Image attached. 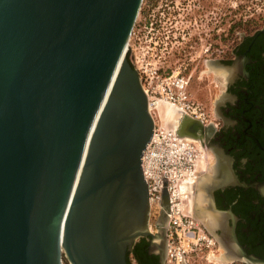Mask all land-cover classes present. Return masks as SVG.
I'll use <instances>...</instances> for the list:
<instances>
[{"label":"water","instance_id":"1","mask_svg":"<svg viewBox=\"0 0 264 264\" xmlns=\"http://www.w3.org/2000/svg\"><path fill=\"white\" fill-rule=\"evenodd\" d=\"M141 3L0 0V264H127L150 234L153 119L126 59Z\"/></svg>","mask_w":264,"mask_h":264},{"label":"flooded vegetation","instance_id":"2","mask_svg":"<svg viewBox=\"0 0 264 264\" xmlns=\"http://www.w3.org/2000/svg\"><path fill=\"white\" fill-rule=\"evenodd\" d=\"M175 1L168 0L162 10L155 5L150 9L149 48L169 53L178 43L181 46L171 53H178L179 60H190L187 55L201 52L205 58L200 61L206 68L221 67L227 72L222 98L216 102L212 118L191 133L210 154L213 165L212 174H206L211 182L203 187L206 203L198 206L201 212L217 214L214 216L219 221L210 231L192 215L218 247L220 242L226 247L232 257L230 264H248L244 255L264 262V16L260 24L246 23L239 31H230L229 25L220 34L217 19L212 21L215 16L207 18L210 25L201 23L208 13L216 14L217 7L199 1L195 10L199 31L186 37L185 27L183 33L172 30L177 29L178 21L184 23L177 16L185 17L187 5L178 0L180 6L174 8L169 3ZM142 31L138 24L134 31L138 46L143 42ZM148 230L150 234L136 238L129 249L132 264L165 262L166 233L157 227Z\"/></svg>","mask_w":264,"mask_h":264},{"label":"built area","instance_id":"3","mask_svg":"<svg viewBox=\"0 0 264 264\" xmlns=\"http://www.w3.org/2000/svg\"><path fill=\"white\" fill-rule=\"evenodd\" d=\"M134 35L132 29L131 35ZM130 50L134 51L128 43ZM137 70L142 88L147 96L148 110L153 119V133L141 155V169L147 183L149 201L148 227H157L162 211L166 215L165 233L167 246L173 239L180 241L181 234L187 244L196 246L215 244L203 226L190 212L191 186L203 171L208 157L200 144L179 133L174 127L157 122L155 108L166 101L180 114L200 121L206 120L199 104L192 101L186 92V81L179 77L161 73L160 66L133 52L130 59ZM162 90L166 97L162 96ZM167 191L168 207L163 206V192ZM168 255H172L168 249Z\"/></svg>","mask_w":264,"mask_h":264},{"label":"rangeland","instance_id":"4","mask_svg":"<svg viewBox=\"0 0 264 264\" xmlns=\"http://www.w3.org/2000/svg\"><path fill=\"white\" fill-rule=\"evenodd\" d=\"M168 0H142L140 5L139 14L136 18L135 25L133 27L134 31L137 30L138 24L142 27L141 35L143 42L138 46L135 44V37L132 36L129 39V44L134 48V51L129 52L128 58L131 62V58L133 59V52L139 55V57H145L146 59L151 60L152 62H156L157 66H160L161 73L165 76L173 75V76H185L184 79L187 81L185 85V89L187 92L188 97L197 102L201 107V112L204 113L206 119L212 118V111H215L216 102H218L222 98V90L225 85L226 76H221L218 74L217 71H224L225 69L221 67H213L206 66L200 61L205 56L201 52H193L192 54L187 55V58H191L190 60H179L178 58L181 57L178 53L171 52L174 48H179L181 45L178 43H174L172 46V51L167 53L152 51L149 48V13L152 6L158 7L159 10H162ZM182 2H187L186 9L184 10L185 17L181 18L177 16V20H183L184 23L178 21L175 27L172 29L173 32L176 34L180 31L183 27L184 32H188L186 37H190L196 32L199 31L197 29V24H200L198 16H196L195 10L198 7L199 1H204L205 4L214 5L217 9L214 12L216 14L208 13L207 17L202 20V24L208 22L210 25V21H206L207 18H211V16H215L212 21L217 19L218 21V32L220 34L227 31L228 26L230 25V31H239L244 25L252 26L255 23L260 24L262 17L264 16V0H180ZM170 5L180 6L178 0L173 3H169ZM181 12V10H180ZM207 14V12H204ZM162 16V15H161ZM160 16V17H161ZM163 19V18H162ZM197 23V24H196ZM181 25V26H180ZM200 28V26L198 27ZM183 33V32H182ZM175 39H172L174 41ZM177 40V39H176ZM130 47V46H129ZM137 47V48H136ZM163 46L161 45V48ZM164 51V50H163ZM155 53L157 55H155ZM184 58V57H183ZM133 65V63L131 62ZM134 67V65H133ZM185 67V68H184ZM227 73V72H226ZM162 96L166 97V93L162 90ZM159 105L168 106L176 115V118L170 121H166L165 117H163L162 111L159 108H155L156 111V120L158 123L165 125L167 127H174L176 128V119L185 118L183 114H180V111L171 106L166 101H160ZM208 114L210 116H208ZM177 129V128H176ZM178 130V129H177ZM186 137L196 140L198 139L190 137L184 134ZM204 149V148H203ZM208 161L207 164L204 166L203 171L200 173L198 178L196 179L195 183L191 186V194H190V207H192V201L194 202V196L197 182L200 177H205L206 174H212V162L210 160V154L204 150ZM204 174V175H203ZM207 184V183H206ZM206 203V202H205ZM203 203V204H205ZM192 212V209H190ZM193 214V213H191ZM194 215V214H193ZM195 216V215H194ZM197 218V216H195ZM201 221V220H200ZM204 224V222H203ZM205 225V224H204ZM206 226V225H205ZM208 228V227H207ZM209 229V228H208ZM210 231L212 229H209ZM208 234V233H207ZM214 241V239H213ZM167 243V237H166ZM168 249L172 255H168ZM225 254L222 246L218 247L216 244L206 246L205 244H197L196 246L187 244L186 238H184L183 234H181L180 241L173 239V242L170 244V247L166 244V254H165V262L164 264H230L232 261L227 257L225 261L220 260L219 256ZM226 255V254H225ZM63 264H70L68 260L64 257ZM132 264V262L130 263Z\"/></svg>","mask_w":264,"mask_h":264},{"label":"bare ground","instance_id":"5","mask_svg":"<svg viewBox=\"0 0 264 264\" xmlns=\"http://www.w3.org/2000/svg\"><path fill=\"white\" fill-rule=\"evenodd\" d=\"M217 72L221 76L222 75L225 76L224 71H217ZM226 78H227V76H226ZM157 108H159L162 111L163 117H165L166 121H170L171 119L173 120L174 118H176L175 113L168 106H163V105L161 106V105L158 104ZM187 122H188L187 118H182L181 117L179 120L176 119V128L178 129V131H181L182 133H184V134H186V135H188L190 137L196 138L195 136H192V134L187 132L188 131V127H187L188 123ZM196 139H198V138H196ZM212 170H213V166H212ZM204 176L205 177L202 176V177H200L198 179V182H197V185H196L197 188H196L195 194L192 195V196H194L193 197L194 198V202L192 201L191 209H192V213L195 216H197V218H199L202 222H204L206 227H208L209 229H212L213 226L215 224H217V222L219 221V219L215 218V216H214V215H217V214H215L214 212H211V211H210V213H213L214 215H211V214L207 213L208 211L207 212H205V211L201 212V209L198 206V204H200V203L202 204V203H204L206 201L203 187H205L208 184V182L210 181V177L209 176L207 177L206 175H204ZM211 231H213V230H211ZM220 245L222 246V248L224 250V253L228 256V258L230 257L228 260H230V259L232 260V257L228 254V251H227L226 247H223L221 242H220ZM225 250L227 252H225ZM225 254H222V255L219 256L220 260H222V261L226 260L227 257H226Z\"/></svg>","mask_w":264,"mask_h":264},{"label":"trees","instance_id":"6","mask_svg":"<svg viewBox=\"0 0 264 264\" xmlns=\"http://www.w3.org/2000/svg\"><path fill=\"white\" fill-rule=\"evenodd\" d=\"M126 59L131 64V62L129 61V58H128V53H126ZM131 66L133 67L132 64H131ZM131 258H132V256L130 254V251L128 250L127 253H126V262H127V264H130L131 263Z\"/></svg>","mask_w":264,"mask_h":264}]
</instances>
